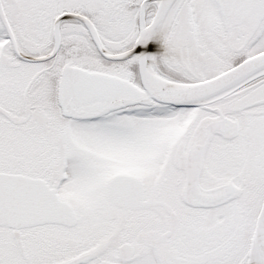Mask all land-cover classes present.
Here are the masks:
<instances>
[{
    "label": "snow or ice",
    "instance_id": "1",
    "mask_svg": "<svg viewBox=\"0 0 264 264\" xmlns=\"http://www.w3.org/2000/svg\"><path fill=\"white\" fill-rule=\"evenodd\" d=\"M0 264H264V0H0Z\"/></svg>",
    "mask_w": 264,
    "mask_h": 264
}]
</instances>
